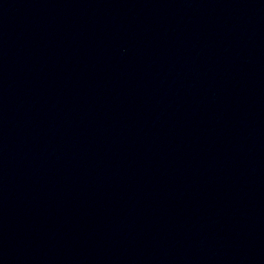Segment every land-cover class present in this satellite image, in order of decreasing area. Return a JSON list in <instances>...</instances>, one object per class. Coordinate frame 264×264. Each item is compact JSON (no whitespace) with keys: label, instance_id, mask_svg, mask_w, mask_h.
I'll return each mask as SVG.
<instances>
[{"label":"water","instance_id":"obj_1","mask_svg":"<svg viewBox=\"0 0 264 264\" xmlns=\"http://www.w3.org/2000/svg\"><path fill=\"white\" fill-rule=\"evenodd\" d=\"M0 264H264V0H0Z\"/></svg>","mask_w":264,"mask_h":264}]
</instances>
